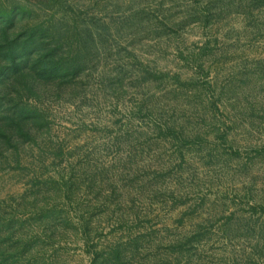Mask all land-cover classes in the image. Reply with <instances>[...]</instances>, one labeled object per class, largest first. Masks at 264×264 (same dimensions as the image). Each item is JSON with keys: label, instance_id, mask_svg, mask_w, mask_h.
I'll return each instance as SVG.
<instances>
[{"label": "rangeland", "instance_id": "374dc122", "mask_svg": "<svg viewBox=\"0 0 264 264\" xmlns=\"http://www.w3.org/2000/svg\"><path fill=\"white\" fill-rule=\"evenodd\" d=\"M64 1L0 0V35L46 22L70 74L0 81L40 108L0 137V261L91 264L83 216L106 264H264V0Z\"/></svg>", "mask_w": 264, "mask_h": 264}, {"label": "trees", "instance_id": "16d2710c", "mask_svg": "<svg viewBox=\"0 0 264 264\" xmlns=\"http://www.w3.org/2000/svg\"><path fill=\"white\" fill-rule=\"evenodd\" d=\"M51 1L57 7H67L65 6L64 0ZM11 12H14V14L9 15V21L5 22L2 30L3 33L0 35V81L2 82L5 77L11 80L10 83L15 81L12 87L15 90L12 91L23 95L24 93H32L35 91L36 84L39 83L38 77L41 78L43 74L53 76V74L64 72L65 74L54 77L65 81L69 77L68 75H70L66 72L69 69L63 72L60 70V65H58L60 61H58L59 57L57 56L58 48L47 42L48 38H51L48 34L50 27L43 21L35 23L28 22L25 23V26L21 24V31L18 34H11L10 31L14 26V17L17 15L15 10ZM61 19L64 20V17H61ZM26 69L32 72H28L29 70ZM82 71L83 69L80 67L73 72V75H79ZM178 81L182 84L179 78ZM9 95L7 100L6 98L0 99V137L4 141V144H10V147L15 148L16 144H20L21 130L26 131V134L31 133L29 129H25V124L19 120L20 115H25L23 112L39 111L40 108L35 105L27 106L21 100L14 99L15 97ZM21 98L23 97L21 96ZM152 123L155 129L159 130L162 138L172 137L181 142L190 141L188 138L183 137L181 132L166 122L161 123L157 119H154ZM7 133L8 135H6ZM12 143H14V146ZM61 176L63 180L56 192L59 193V196L63 200L66 199L69 204L78 202L75 196H78L77 191L81 188L75 186L76 180H73L70 176H68V180H64L66 176L64 174ZM79 219L81 222L80 238L84 241L87 252L92 255L91 264H106L107 257L112 250L108 251L104 246H99L98 241H95L96 239L84 223L85 218L82 216ZM0 264H3V260L0 261Z\"/></svg>", "mask_w": 264, "mask_h": 264}]
</instances>
